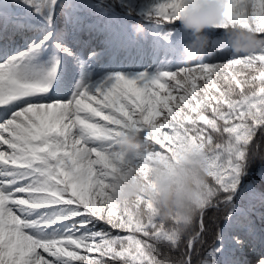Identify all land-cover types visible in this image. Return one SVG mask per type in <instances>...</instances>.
I'll return each instance as SVG.
<instances>
[{
  "label": "snow or ice",
  "instance_id": "snow-or-ice-1",
  "mask_svg": "<svg viewBox=\"0 0 264 264\" xmlns=\"http://www.w3.org/2000/svg\"><path fill=\"white\" fill-rule=\"evenodd\" d=\"M188 2L155 0L146 18L176 26ZM57 3L0 4V264H247L249 249L264 264V233L237 204L264 201L243 182L252 164L264 168V46L235 53L230 35L239 29L264 41V0H229L195 62L154 78L116 74L94 88L80 82L75 62L33 64L46 41L32 35L31 11L43 10L50 24ZM206 50L216 54L198 60ZM127 129L144 141L136 168L145 176L153 161L206 154L205 191L182 236L150 201H138L150 215L137 220L111 199L122 160L111 153Z\"/></svg>",
  "mask_w": 264,
  "mask_h": 264
},
{
  "label": "clouds",
  "instance_id": "clouds-1",
  "mask_svg": "<svg viewBox=\"0 0 264 264\" xmlns=\"http://www.w3.org/2000/svg\"><path fill=\"white\" fill-rule=\"evenodd\" d=\"M228 6L229 0H189L179 13V24L194 36L185 47L189 63L195 59L197 46H206V30L223 23ZM134 28L138 33L144 30L142 25ZM230 35L235 53H251L264 46V41L239 29ZM144 152L145 144L138 133L131 129L121 132L111 156L122 160L109 180L108 193L115 203L127 208L137 220L150 215L137 206L138 201H150L158 220L174 222L177 236H182L193 225L199 211L200 195L205 191L206 154L203 151L188 153L171 162V166L159 160L153 161L145 176L136 168L138 158Z\"/></svg>",
  "mask_w": 264,
  "mask_h": 264
},
{
  "label": "rangeland",
  "instance_id": "rangeland-1",
  "mask_svg": "<svg viewBox=\"0 0 264 264\" xmlns=\"http://www.w3.org/2000/svg\"><path fill=\"white\" fill-rule=\"evenodd\" d=\"M154 3L153 0H145L143 3V12L146 14L150 6ZM0 4H4V0H0ZM64 6L65 19L58 29L54 28L51 23H47L48 17L44 15L43 10L40 12L31 11V17L33 22L43 21L42 23L44 25L50 27L48 31L50 35L45 34L42 37L47 41V45H50L49 43L56 46L61 45L64 40H68L69 45L80 43L79 48L73 51L74 59L66 57L64 60L57 57L56 60H60L63 64H72L75 62L78 79L87 87L94 88L107 77L116 74H122L128 78H136L140 74H144L146 78H154L161 71L176 69L186 64L184 63V61H187L185 47L192 40L187 34L180 33L181 38L177 36L178 31H169L161 24L153 28L144 29L143 32L139 33L135 28H131V32L129 33L127 23L121 21L119 23L117 19H113L107 15L101 17L95 25L108 29V36L111 38L109 42L103 44L91 36L81 39L77 36L72 40L69 38L71 37L69 32L73 31L74 18L84 14L83 8L69 0L66 1ZM6 7L7 5H5ZM38 19H41V21ZM116 23H119L120 27ZM43 24H40L41 28H43ZM208 31L206 30V33ZM39 35H41V30L37 32L36 37ZM88 43L91 44L92 49L87 50L85 48V45ZM174 47H178L175 52L172 51ZM86 51L95 53L94 57L89 61V64L93 63L95 67H90L86 60L84 61V59L79 58ZM108 53L109 55H107ZM116 53L119 54V58L113 62ZM97 57L103 58L101 61H96ZM54 59L53 51L45 49L44 46L40 54L33 60V64L38 70H46ZM107 65H113L114 68H106ZM128 66L132 67L128 68ZM197 83L200 84L202 81H198ZM259 227L261 229L260 233H264V225L260 223Z\"/></svg>",
  "mask_w": 264,
  "mask_h": 264
},
{
  "label": "trees",
  "instance_id": "trees-1",
  "mask_svg": "<svg viewBox=\"0 0 264 264\" xmlns=\"http://www.w3.org/2000/svg\"><path fill=\"white\" fill-rule=\"evenodd\" d=\"M85 3V6L89 8L90 10L95 11H102V12H108L110 14L112 11L109 9L108 5H113V7L120 13H125L130 15V18H124L122 15L118 17V15L115 14L120 19H123L125 22L129 23L131 26H135L137 24L141 25H149L150 27L156 25L151 19L146 18V15L142 11L143 2L145 0H82ZM155 2V0H153ZM170 29H180L182 33L190 34V32L184 30L180 24L176 26L172 25H166ZM216 31L214 29L209 30L210 32ZM218 39V38H215ZM177 47L173 51H175ZM221 54H226L229 49L225 47L218 48V50ZM216 53L213 51H207L206 55L197 57L198 60H202L204 62H207L209 58H211ZM195 62V61H194ZM219 62V61H218ZM187 63V62H184ZM173 70V69H171ZM257 139L260 141L261 150L264 151V135L257 137ZM244 184L250 185V189L255 191L259 194L260 197L264 198V168L261 167L259 162H256L250 166L248 169V175L244 177ZM237 204L241 207H244L246 210L250 209L249 211V219L251 221L252 226L255 228V230L260 233L261 229L259 227V224L262 223L264 225V201L261 199H255V200H247V199H237ZM214 215V212L210 210L207 213L206 221L208 217H211ZM222 215V214H221ZM258 219H257V218ZM221 227L223 226L224 222L223 220L220 221ZM259 253L258 251L254 250H247L242 255V259L244 261H247V264H255V261L258 257Z\"/></svg>",
  "mask_w": 264,
  "mask_h": 264
},
{
  "label": "bare ground",
  "instance_id": "bare-ground-1",
  "mask_svg": "<svg viewBox=\"0 0 264 264\" xmlns=\"http://www.w3.org/2000/svg\"><path fill=\"white\" fill-rule=\"evenodd\" d=\"M101 30H104L103 28H101ZM71 34L72 35H76V36H78L79 34H77V32H76V34H75V32L73 31V32H71ZM43 36L42 35H40V36H38V37H36V38H42ZM46 43H47V41H46ZM104 43H107V42H105L104 41ZM103 43V44H104ZM50 45H47V44H45V49H48V50H52L53 51V53H54V58L56 59L57 57H60L61 59H64L65 60V58L66 57H68L69 59H74V53H73V51H75V50H77L78 48H79V43H77L76 45H69V43H68V40H64L63 41V44H61V46L63 47V48H66L68 51L67 52H62L61 51V48H59V47H57L56 45H53L52 43H49ZM122 45H124V43H122ZM28 46V44H25V43H23L22 42V47H27ZM71 46V47H70ZM88 50V49H87ZM89 53H92V52H88V51H86V52H83L82 54H81V56L79 57V58H81V59H84V61L86 60V62L89 64V61L94 57V55H89ZM107 55H109V53L107 54ZM102 58L103 57H97L96 58V61L98 60H102ZM119 58V54H116V56L113 58V62L116 60V59H118ZM89 66L90 67H92V66H94L95 67V65L92 63V64H89ZM132 66H128V68H131ZM106 68H114L113 67V65L111 66V65H107L106 66ZM96 69H97V67H96Z\"/></svg>",
  "mask_w": 264,
  "mask_h": 264
}]
</instances>
